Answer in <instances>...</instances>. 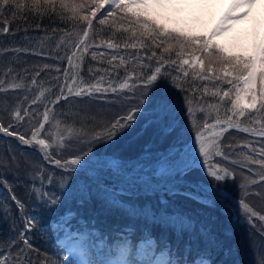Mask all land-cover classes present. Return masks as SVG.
Returning <instances> with one entry per match:
<instances>
[{"label": "trees", "instance_id": "obj_1", "mask_svg": "<svg viewBox=\"0 0 264 264\" xmlns=\"http://www.w3.org/2000/svg\"><path fill=\"white\" fill-rule=\"evenodd\" d=\"M103 11L104 9L101 10ZM41 12L44 14L37 15L25 11L21 13L23 18H13L10 12L5 11L4 16L0 17V28L7 26L9 29L7 33L0 31V81L3 82L0 83V124L5 127L12 124L10 131L14 130L30 138L32 131L39 128V124L43 122L44 111L48 110L49 121L39 134V138L53 145L48 151L53 153L54 158L62 160L82 151L88 152L94 166L83 172H80L77 166L79 175L68 172L45 161L43 151L34 143L30 146L23 145L16 137L0 133V187L6 191L4 197L8 200L6 205L9 208L7 215L0 214V251L9 247L8 238L13 235V229L15 232L23 230L25 211L35 199L39 213L31 240L41 252L39 258L33 257L37 259V264L39 259L45 258V254L48 264H62L69 259L63 251L65 244L57 238L63 235L65 230L75 240H86V249L97 260L115 258L114 253L118 247L127 241L131 246L130 255L136 259L137 264H141L145 257L140 254L139 249L149 237H153L151 244L153 249H156L155 253L164 247L165 242H170V248L166 247L168 260L180 259L177 247L183 252L188 237L185 236L183 242L177 240L179 232L173 235L168 231L167 225L162 226L159 219L154 221L152 217L155 212L159 218L165 214V210L169 215L182 212L192 217L194 224L203 216L209 220L212 224L211 231L206 223L195 225L200 236L204 237L196 246L201 249L208 248L214 264H220L222 260L226 261V264H264V221L252 218L249 222L244 213L235 212L241 211L238 202L243 199L253 210L264 215V188H261L264 181L252 185L251 179L258 180V176H253L246 168L239 166L243 154L250 151L242 148V145L247 143L258 149L264 146V138L233 128L224 131L219 137L220 150L228 156V159L223 158L220 164L235 172V179H229L223 187L227 191V194L223 195L227 203L221 199L216 206L209 207L188 198V192L172 193L175 190L172 187L156 186L154 182L144 186L145 179H136L141 172H149L153 168V163L165 153L171 143L169 135L172 129L158 128L153 123L154 105L161 96L169 97L176 107V123L180 125L185 136V131L189 135L194 134L197 128L213 116L228 114L229 99L234 91L230 98L224 100H221L220 96H213L212 93L217 90H220L222 95V91L227 90L229 86L216 80L214 76L200 79V75L208 73L201 74L198 68L180 66L178 62L177 65L170 66L168 71L173 76L180 77L179 82L184 91L166 82H158L154 88L148 90L147 99L139 105L142 111L138 113L129 130L111 139L89 143L92 136L101 132L111 121L139 104L141 92L144 90L135 86L139 83L136 77L140 75L143 65L155 66V59H147V56L151 55V45L141 47L139 40L132 39L131 31H125L129 24L126 19H121V12L117 11L108 17L103 25L99 23V19L104 17L97 13L89 32L88 51L83 55V63L80 64V61L74 58L73 67L70 68L66 58L61 60L55 57L57 53L64 56L65 52L71 55L74 48L61 44L57 49L56 44L61 38L65 42L78 40L86 22L78 18L71 19L72 14L66 9H61L58 2L55 11L46 6ZM83 14H88L86 8L82 10L81 15ZM109 40L119 47L108 48ZM132 43L136 44L135 48L126 47ZM156 51L159 52V49ZM93 52L97 53L95 59L92 58ZM79 55L78 52L77 56ZM113 56L117 59L112 60ZM121 57L124 58L123 65L120 63ZM172 58L176 59L175 53H172ZM46 64L50 66L49 69L44 68ZM77 64H80V67H75ZM56 68L60 71L57 72ZM181 68L189 72L187 77H183ZM9 69L12 70L11 73L5 75ZM66 69L69 73V83L74 74H79L74 91L79 87L88 88L97 83L102 90L96 92L93 87L92 96L76 97L64 88V94L68 98L53 103L56 95L60 94V86L65 83ZM89 69L92 71L89 72ZM37 71L40 72L39 76H36ZM143 71L147 72L148 68L144 67ZM100 77H103V80H100ZM33 78L36 80L35 85L31 83ZM81 79L83 83L80 82ZM124 81H127L130 87L120 90L118 85ZM13 83H22L24 87L13 90ZM109 85L117 87L118 91L113 93ZM103 88H109V91L105 93ZM185 97L191 101L194 110L192 119L195 120L196 128L192 127L187 114L181 112ZM33 100L37 102L32 103ZM17 108L21 112L22 120L15 119L12 115L13 110ZM201 108L203 111H200ZM25 109H28L27 115H24ZM218 112L219 114H216ZM259 115L264 113H245L239 122L259 126L253 123ZM199 122L202 123L198 126ZM68 129L80 135L69 136ZM61 136L64 137L62 148L56 146ZM232 160H237V164H232ZM106 162L111 165L105 166ZM146 165L150 167L147 168ZM250 167L259 171L258 165ZM100 168H103L104 173H112L111 176H105V179L113 182L120 180V187L127 189L122 193L123 200L118 205L108 204L97 191L95 177ZM46 176L53 177L52 184L43 179ZM151 176L158 178V175L153 173ZM62 177L63 186L60 184ZM189 178L203 180L205 184L214 183L199 171V166ZM178 182L183 180L178 177ZM103 187L105 185L101 184L100 188ZM35 189L47 191L58 198L60 203L54 211H49L43 201L37 198ZM11 195H15L23 203V210L15 207V203L10 200ZM189 202L192 203L187 204ZM0 209L5 208L0 205ZM206 214H209V217ZM191 239L195 242L197 236H192ZM215 241L222 242L223 247H217ZM75 259L78 261L77 257Z\"/></svg>", "mask_w": 264, "mask_h": 264}, {"label": "snow or ice", "instance_id": "obj_2", "mask_svg": "<svg viewBox=\"0 0 264 264\" xmlns=\"http://www.w3.org/2000/svg\"><path fill=\"white\" fill-rule=\"evenodd\" d=\"M57 2L61 9H66L72 14L71 19L75 20L78 18L86 22V27L78 40L65 42L61 38V41L56 44L57 49L61 47V44L71 45L75 49V51L71 52V55L65 52L64 56H59V53H57V57H55L61 60L66 58L70 68L73 67L74 58L78 59L80 64L83 63V55L88 51L89 32L93 27V19L97 17V13L104 17L99 19V23L103 25L108 17L113 16L117 11L121 12L123 14L121 19H126L129 24V28L125 29V31L130 30L132 39L139 40L141 47H148L150 44L149 51L151 55L147 56V59H155L154 67L143 65L140 75L136 77L139 83L135 86L142 87L144 90L141 92L139 104L129 109L124 115L111 121L101 132L92 136L89 143L93 141L100 142L106 138L111 139L129 130L136 121L138 113L142 111L139 105L143 104L144 100L147 99L148 90L154 88L158 82H166L172 87L184 91L182 84L179 82L180 77L173 76L168 71L170 66L177 65L178 62L180 66L198 68L201 74L208 73V75H200V79H209L214 76L216 80H220L229 86L227 90L222 91V95L221 91L217 90L212 93L213 96H220L221 100H224L225 98H230L233 91L235 92V99L231 100V108L229 109L231 115L226 120L222 122L217 119L213 124L204 122L202 127L197 128L194 135L187 137L182 134L180 125L176 123L178 118L175 115L176 107L172 104L169 97H160L159 101L154 105L153 115V123L158 128L172 129L169 135L171 143L164 155L158 159L159 172L173 179L179 177L183 180L188 189L194 190L187 193L190 199H195L209 207L216 206L221 202V199L227 203L226 199L223 198L222 189L229 179H235V172L221 166L219 163L210 162L213 157L228 159V156L220 150L218 143V138L226 131V128L221 125L235 127L241 132L264 138V115H259L253 120L254 124L260 125L259 128H241L238 123L233 121V117H243L245 113H264V0H231L221 20L210 31L205 30L203 35L197 34L190 28L179 26L177 19L181 13L189 10L200 9L203 11L205 0H81V2H77V0H0V17L4 16L5 11L10 12L13 18L18 16L23 18L21 13L25 11L43 15L44 13L41 12L42 8L47 6L55 11ZM257 5H260L261 11L259 15H253V9ZM85 8L88 14L81 15L82 10ZM101 9H104V11L101 12ZM244 18L251 20L252 28L246 30L243 37L233 38L229 43L215 42L214 38L227 31L232 26V21ZM61 19H64L62 15ZM0 31L7 33L9 29L7 26H3ZM68 35L70 36L71 34L69 33ZM107 47L111 49L119 47V45L109 40ZM126 47L135 48L136 44L132 43L126 45ZM157 49H159V52L156 51ZM13 51L21 50L13 49ZM78 52L80 53L79 56H77ZM172 53H175L176 59L172 58ZM96 55L97 53L93 52L92 58L95 59ZM100 55H103V53H100ZM185 56L188 58H185ZM116 59V56L112 57V60ZM136 59H139V57H136ZM120 63L121 65L124 64L123 57L120 58ZM80 64L75 65V67H80ZM144 67L148 68L147 72L143 71ZM44 68L49 69L50 66L46 64ZM55 70L57 72L60 71L59 68ZM180 70L183 77L189 75L187 70L183 68ZM11 71L9 69L5 75L11 73ZM91 71L89 69V72ZM39 75L40 72L37 71L36 76ZM78 75V73L74 74L71 77V83H69L68 70L64 71L65 83L60 86V94L56 95L53 103H59L62 98L65 100L68 98L64 94V88H67V92L76 97H81L82 95L92 96L91 88L93 87L96 92L102 90L99 83H97L88 88L79 87L74 91ZM99 79L103 80V77ZM80 82L83 83V80L81 79ZM0 83L3 82L0 81ZM31 83L33 85L36 84L35 78L32 79ZM241 84L244 87H240ZM254 85H258V87H254ZM23 87L22 83H13L11 85L13 90ZM129 87L127 81L118 85L120 90L128 89ZM109 88L113 93L118 91L115 86L109 85ZM109 88H103V92L107 93ZM40 95L42 96L43 92ZM36 102V100L32 101V103ZM200 111H203V109L201 108ZM181 112L187 114L192 127L196 128L195 120L192 119L194 110L191 106V101L187 97H185ZM27 114L28 109H25L24 115ZM12 115L15 119H23L19 108L14 109ZM48 121L49 111L45 110L43 122L39 124V128L32 131L30 138H26L14 130L10 131L13 128L12 124L7 127L0 124V133L16 137L23 145L30 146L34 143L39 146V150L43 151V159L54 164L57 168L79 175L77 166H79L80 172L87 171L90 167H93L94 165L91 162V157L88 156V152L82 151L69 159L63 160L53 157V153L48 151L53 145L47 140L39 138L41 130L45 128V124ZM59 123L58 121L57 127H59ZM217 126H221L219 132L214 131ZM73 134L80 135V133H74L72 129H68V135L72 136ZM56 146L64 147V137H59ZM242 148L250 151L243 154V159L239 161V166L246 168L253 176H258V180L251 179L252 185L264 181V146L257 149L246 143L242 145ZM85 157L88 158L85 159ZM231 163L237 164V160H232ZM197 165H199V171L203 172L206 177L211 178L214 183L205 184L203 180H192L189 178L197 170ZM251 165H258L259 171H254L250 167ZM111 175L110 171L104 173L103 168H100L95 177V183L97 191L103 195L105 201L115 206L123 200L122 193L127 191V189L120 187V180L113 182L105 179V176ZM43 179L47 180L49 184L53 183L52 176H46ZM60 184L61 186L64 185L63 177ZM101 184L105 185V187L100 188ZM10 191L11 189H9ZM35 193L37 198L42 200L48 207L49 211H54L60 203L55 195H50L47 191L35 189ZM256 194L259 195V193ZM10 200L15 203V207L23 210V203L15 195H11ZM239 207L249 222H251L252 218L264 221V215L253 210L243 199L239 201ZM7 212L8 209H0V214L7 215ZM144 214L147 215V212ZM152 217L154 221L159 219L162 222V226L167 225L168 231L173 235L179 232L177 240L183 242L185 236L188 239L185 242L183 252L177 247V254L180 259L170 260L153 258L156 249H153L151 242H145L139 249L140 254L145 257L141 264H214L209 249H201L196 246V244L203 241L204 237H201L198 233L192 217L186 216L179 211L174 215H169L167 210L159 218L153 212ZM36 222L37 218L35 215L26 216L23 220V230L20 232L12 230L13 235L8 238L9 247L0 251V264H37V259L33 257L39 258L41 252L31 240V235L36 228ZM192 236H197V241L194 242L191 239ZM209 236H211L210 233ZM214 243L217 247H223V243L220 241H215ZM164 247L170 248V242H165ZM63 251L69 259L63 261L62 264H137L136 259L130 255L131 246L127 241L118 247L116 253H114V259H94L90 251L83 247L69 246L65 247ZM149 253L152 254L150 255ZM161 255H163V252H161ZM75 257H79V260L77 261ZM39 264H48L46 254L44 259H39ZM220 264H226V261L222 260Z\"/></svg>", "mask_w": 264, "mask_h": 264}, {"label": "rangeland", "instance_id": "obj_3", "mask_svg": "<svg viewBox=\"0 0 264 264\" xmlns=\"http://www.w3.org/2000/svg\"><path fill=\"white\" fill-rule=\"evenodd\" d=\"M214 1H215V3H214ZM216 4V0H212V6L213 5H215ZM212 8V7H211ZM213 9H214V7H213ZM178 22V21H177ZM178 25L179 26H181V27H187V28H190V29H192L194 32H198V33H201V34H204V32H205V30H207L206 28H205V26H204V24H203V22L201 21H197V22H195V21H193V22H188V20H186L185 22H184V24H180L179 22H178ZM210 31V30H209ZM214 40H215V42H219V43H229V42H231L230 40H228L227 38H226V36H221V35H219V36H217V37H215L214 38ZM240 87H244V85L243 84H241L240 85ZM254 87H258V85H254ZM232 99H235V92H234V94H233V96H232V98L231 99H229L230 100V104H229V109L231 108V100ZM224 113V112H223ZM216 114H219V112L218 113H216ZM224 115V114H223ZM221 115L220 117H218V116H213L209 121H206L208 124H213L217 119H219V120H221L222 122L224 121V120H226L227 119V117L229 116V115H231V112H229L228 114H226V115ZM240 118L241 117H233V121L235 122V123H238L239 125H240V127L241 128H244V127H248V128H253V127H251V126H246V125H242L239 121H240ZM201 123L202 122H199L198 123V126L199 125H201ZM203 125V124H202ZM221 126H223V127H227V125H221ZM221 126H217L215 129H214V131H220V128H221ZM200 127H202V126H200ZM260 126H257L256 128H259ZM211 131V130H210ZM1 134H3V135H5L4 133H1ZM194 134H195V132H194ZM194 134H190V135H194ZM248 134H250V133H248ZM251 135V134H250ZM187 136H189V133L188 132H186L185 131V137H187ZM253 136V135H252ZM255 137H259V136H255ZM218 143H219V138H218ZM164 155V153H162L161 154V156L160 157H162ZM159 157V158H160ZM223 161V158L222 157H218V158H212V160L210 161V162H212V163H219L220 164V162H222ZM104 165L105 166H107V167H109L111 164H107V162L106 163H104ZM221 165V164H220ZM197 166H199V165H197ZM221 166H223V165H221ZM146 167L147 168H149L150 167V165H146ZM153 168L152 169H150L149 170V172H147V170L146 171H143V172H141L140 173V175H137V177H136V179H145L144 180V182H146L145 184L144 183H142V184H144V186L147 184V183H155V185L156 186H168V187H172L173 189H175V190H173V192L172 193H176V192H182V193H185V192H189V191H194L193 189H188L187 188V185L185 184V182L183 181V182H178V177L177 178H171V177H169V176H167V175H162V173L161 172H159V164H158V160L156 161V162H154L153 163V166H152ZM223 167H226V166H223ZM156 174V175H158V178H154V177H152L151 176V174ZM57 183V182H56ZM141 184V185H142ZM154 185V184H153ZM154 185V186H155ZM143 186V185H142ZM261 188H264V186L263 187H261ZM186 189H187V191H186ZM179 190V191H178ZM5 190H3V188L2 187H0V205H1V207H4L5 209H8L9 210V208H8V206L6 205V202L8 201L7 199H5ZM222 192H223V195H226L227 194V191L225 190V189H222ZM233 200L234 201H237L236 200V198H233ZM190 203H192V202H189V203H187V204H190ZM239 203V202H238ZM30 207H28V209H27V211H25L26 213H25V215H24V218H26V216H31V215H35L36 216V218H37V214L39 213V209H38V203L35 201V199H33L31 202H30V205H29ZM236 213L237 212H242V211H235ZM208 217H209V214H206ZM235 217H237V215H235ZM204 223H206V225L209 227V230L211 231V229H212V224L209 222V220L208 219H206L204 216L202 217V219L201 220H199V221H196L195 222V225L197 226H199V225H202V224H204ZM208 235V234H207ZM58 240L60 241V242H63L64 244H65V246L66 247H69V246H72V247H77V248H79V247H84V248H86L85 246H86V240H82V239H79V240H75V239H73V237H71V236H69L68 235V232H67V230H65V232H64V234L63 235H59L58 237ZM64 238H65V240H64ZM247 238V237H246ZM153 241V237H149V238H147V242H152ZM233 248H231V250H232ZM161 252H163V255H161ZM168 253H167V248L165 247H163L162 249H160V250H158L156 253H155V255H154V258H161V259H165V260H168ZM78 258V260H79V257H77ZM109 259H114V258H109Z\"/></svg>", "mask_w": 264, "mask_h": 264}, {"label": "bare ground", "instance_id": "obj_4", "mask_svg": "<svg viewBox=\"0 0 264 264\" xmlns=\"http://www.w3.org/2000/svg\"><path fill=\"white\" fill-rule=\"evenodd\" d=\"M230 3L231 0H220V4L216 3L212 6V0H205L203 11L195 9L181 13L177 21L182 25L186 20H188V22H197L199 20L200 22H203L207 30H211L226 13ZM260 11L261 7L260 5H257L256 8L253 9V15H259ZM231 25L232 26L227 31L221 34V36H226L230 41L236 37H243L245 31L252 28V23L249 18L232 21Z\"/></svg>", "mask_w": 264, "mask_h": 264}]
</instances>
